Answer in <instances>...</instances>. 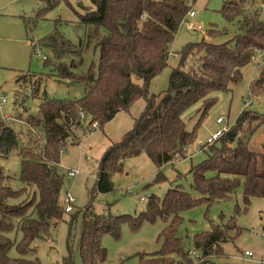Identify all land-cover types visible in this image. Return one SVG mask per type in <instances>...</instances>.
I'll return each mask as SVG.
<instances>
[{
	"label": "trees",
	"instance_id": "trees-1",
	"mask_svg": "<svg viewBox=\"0 0 264 264\" xmlns=\"http://www.w3.org/2000/svg\"><path fill=\"white\" fill-rule=\"evenodd\" d=\"M257 1L225 3L218 13L235 27L234 36L221 44L203 40L185 46L179 53V65L172 70L168 90L159 95L151 93L149 86L168 66L171 45L189 12L185 0H90V11L79 15L84 38L78 45L58 33L47 37V47L57 61L53 65L57 71L53 77L61 82L89 81L91 86L81 99L45 96L37 115L26 119L29 129L24 140H28L27 143L21 133L0 117V156L17 154L21 158L19 180L26 185L23 190H14L13 178L0 165V264H41L26 256L33 252L32 244L50 224H58L67 213L60 201L63 177L57 173L56 166L66 141L78 139L76 131L86 122L88 128L95 123L103 127L119 112L129 111L138 100L146 102L133 129L100 160L95 191L101 194L114 190L112 176L122 169L128 158L144 152L158 169L187 159L186 153L196 140L199 123L192 132L187 131L183 114L201 104L204 119L216 104L218 93L228 92L232 84L240 82L241 70L252 61L256 49L264 50V21ZM208 34L215 37L228 35L229 31L216 26ZM91 40L100 49L98 76L80 77L75 71L81 66ZM261 78L251 87L255 96L264 91V74ZM260 125H264V116L245 109L219 139L214 151L208 153L207 159L192 167L190 175L194 184L191 188L199 198L183 187H176L169 189L163 199L150 197L147 211L135 216L104 219L87 208L79 244L83 264L107 259V250L101 245L103 235L118 239L124 224L137 230L143 222L157 218H169L171 222L161 234V257L148 264H172L171 257L175 254L182 258L181 264H207L212 254L222 255V245L234 239L230 231L236 230L237 234L240 231L235 219L230 218L223 224L212 223L209 231L194 237L195 248L202 251L201 259L194 261L178 237L183 222L181 214L202 205L233 199V193L241 184L247 203L252 197L264 198V153L249 148L250 137ZM33 128L40 129L44 139L36 134L33 140L30 137ZM164 179L159 172L156 181ZM26 188L36 189L38 201L26 199L13 204ZM34 212L38 219L33 218ZM15 228L22 234L21 241L15 243L19 258L9 256L15 244L7 233ZM63 264H74L71 254Z\"/></svg>",
	"mask_w": 264,
	"mask_h": 264
},
{
	"label": "rangeland",
	"instance_id": "rangeland-1",
	"mask_svg": "<svg viewBox=\"0 0 264 264\" xmlns=\"http://www.w3.org/2000/svg\"><path fill=\"white\" fill-rule=\"evenodd\" d=\"M229 1L235 0H185L189 12H195L196 16L190 18L187 14L179 26L171 45L168 66L151 81V93L159 95L168 90L172 70L179 65V53L185 46L203 40L221 44L234 36L235 27L218 13ZM263 2L264 0H258L257 6L264 21ZM90 7V0H0V117L9 116L7 124L21 133L25 143L28 142L24 139H27L29 129L26 119L29 115H37L45 96L81 99L91 86L89 81L61 82L53 77L57 73L53 66L57 61L46 44L47 37L58 33L65 40L78 45L84 38L79 15L90 11ZM199 25L201 30L196 29ZM216 26L220 29L227 28L229 34L211 37L208 32ZM95 44L91 40L85 48L83 62L75 71L80 77L89 74L94 78L98 76L100 49ZM44 57L49 61H45ZM241 73L242 79L232 84L230 91L218 93L216 104L204 119L201 104H196L183 114L187 131L192 132L199 123L196 140L186 153V160H177L158 169L144 152L128 158L122 169L112 176L114 190L111 193L101 194L95 191L100 160L110 147L122 142L133 129L146 102L138 100L129 111L119 112L103 127L96 125L91 129L86 122L76 131L78 139L70 138L66 141L56 166L57 173L63 177L60 201L65 208V199L69 194L74 200L73 211L64 213L63 220L58 224L51 223L49 229L34 241L33 252L26 258L38 260L41 264H63V260L71 254L74 264H83L79 244L87 208L104 219L110 216H135L147 211L150 197L163 199L169 189L176 187H183L193 197L199 198L191 188L194 183L190 170L207 159L208 153L214 151L219 144L218 140L205 146L208 138L225 125L231 128L245 109L264 116V91L259 96L251 91V87L264 74V50L256 49L252 61L242 68ZM218 118L224 119L223 125L216 124ZM36 134L41 139L45 137L36 128L30 137L35 140ZM249 148L253 152L264 153V125H260L250 137ZM0 165L13 178L14 190L26 187L19 180L21 158L17 154L0 156ZM67 170H78L80 174L70 178ZM159 172L165 177L161 182L156 181ZM38 197L36 189L26 188V192L12 203L17 204L26 199L37 202ZM232 198L211 206L202 205L181 214L183 222L178 229V237L182 240L185 252L190 251V259L195 261L201 259L202 255V251L194 246L196 235L209 231L212 223L223 224L234 218L240 231L237 234L236 230H231L229 234L234 238L233 241L223 244V254H212L207 264H264V198L252 197L247 203L243 184L233 193ZM73 217L75 219L71 221ZM33 218H39L37 212L33 213ZM170 222L169 218H157L143 222L137 230L126 223L122 226L118 239L108 234L103 235L101 245L107 250V259L95 264H148L160 258L159 253L163 247L161 234ZM7 235L14 244L22 239L17 228ZM246 252H251L252 257L245 255ZM9 256L21 257L16 244L9 250ZM171 258L172 264L182 262L177 254Z\"/></svg>",
	"mask_w": 264,
	"mask_h": 264
},
{
	"label": "built area",
	"instance_id": "built-area-1",
	"mask_svg": "<svg viewBox=\"0 0 264 264\" xmlns=\"http://www.w3.org/2000/svg\"><path fill=\"white\" fill-rule=\"evenodd\" d=\"M262 8L264 9V4H263V6H262ZM188 16L190 17V18H193V17H195L196 16V14H195V12H193V11H190V12H188ZM196 29L197 30H201L202 29V27L199 25V26H197L196 27ZM44 60H47V58L46 57H44ZM4 101V100H3ZM263 103H264V101H263ZM83 117H84V115H82ZM4 118V120H10V118L8 117V116H4L3 117ZM216 123H217V125H219V126H221V125H223V123H224V119L223 118H218L217 120H216ZM96 123L91 127V129H94L95 127H96ZM231 128H229L228 127V125H225V126H223V128H220L218 131H216L215 132V134H213L212 135V137H210V138H208V140L206 141V145L205 146H210V145H212L213 143H215L216 141H218L220 138H222L229 130H230ZM67 174H68V176L70 177V178H75V177H77L79 174H80V172L78 171V170H76V171H73V170H67ZM73 198L69 195V194H67V196H66V199H65V203H66V206H65V211L67 212V213H70V212H72L73 211V207H72V203H73ZM193 255L195 254L194 252L192 253ZM245 255H247V256H249V257H252V253L251 252H246L245 253Z\"/></svg>",
	"mask_w": 264,
	"mask_h": 264
},
{
	"label": "crops",
	"instance_id": "crops-1",
	"mask_svg": "<svg viewBox=\"0 0 264 264\" xmlns=\"http://www.w3.org/2000/svg\"><path fill=\"white\" fill-rule=\"evenodd\" d=\"M4 116H7V115H4ZM4 116H2V118L4 117ZM9 117V116H8ZM217 124V123H216ZM219 126V125H218Z\"/></svg>",
	"mask_w": 264,
	"mask_h": 264
}]
</instances>
